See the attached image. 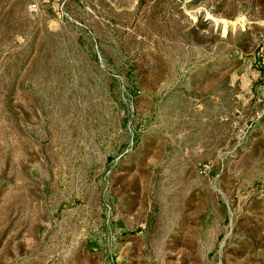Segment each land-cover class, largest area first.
<instances>
[{"label":"rangeland","instance_id":"374dc122","mask_svg":"<svg viewBox=\"0 0 264 264\" xmlns=\"http://www.w3.org/2000/svg\"><path fill=\"white\" fill-rule=\"evenodd\" d=\"M0 264H264V0H0Z\"/></svg>","mask_w":264,"mask_h":264}]
</instances>
